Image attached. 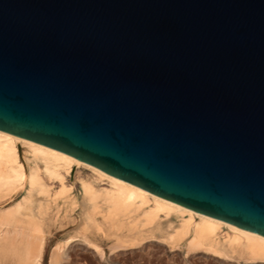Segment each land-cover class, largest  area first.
Returning <instances> with one entry per match:
<instances>
[{"label": "water", "instance_id": "obj_1", "mask_svg": "<svg viewBox=\"0 0 264 264\" xmlns=\"http://www.w3.org/2000/svg\"><path fill=\"white\" fill-rule=\"evenodd\" d=\"M0 132L264 238V0H0Z\"/></svg>", "mask_w": 264, "mask_h": 264}, {"label": "rangeland", "instance_id": "obj_2", "mask_svg": "<svg viewBox=\"0 0 264 264\" xmlns=\"http://www.w3.org/2000/svg\"><path fill=\"white\" fill-rule=\"evenodd\" d=\"M21 146L22 145L17 144L16 149H17V155L19 156L18 161L22 165V167H24L23 168L24 172L28 174L30 171L38 170L42 178V183H44L43 185L45 186L46 189L49 188L48 190L51 192L52 195L43 196V193L39 192L38 190H34L30 192L31 194L30 195L29 193H26L28 192L27 188L20 187L19 185L17 186L16 184L15 186L12 184L13 186L1 187L0 216L1 217L4 216V214H6V210L7 212L10 211V209H13L17 203L23 200V198L25 197L27 198V202H24L25 204L24 203L22 204L21 208L18 210L19 213L16 212L14 217L16 219L17 225L20 224L18 227L27 224L28 223L27 221L31 223L32 220L34 223L38 224L40 230L41 227L45 226L41 230L43 234V235L41 234L43 237V247L40 257V261H41L40 264H50L52 253L56 254L57 252L59 257L57 264H247V263H243L245 261L238 260L237 258L231 259L232 261L230 260L226 261L224 260V258L223 260L214 258L210 254H204L202 253V251L200 252L199 250L197 251L190 250L189 248L186 247V243L188 242L190 236L189 234L180 237L175 243H171L170 241H168L170 236H172L173 233H175V231L180 228L182 216L180 217L179 214H171L169 217L166 218L162 216L156 220L155 223L158 224L152 225L153 227L152 226L144 227L142 224V217H141L142 214H140L141 211L137 209H133L135 207L137 208V206L132 207V209L135 211H133L130 208L129 209L130 212L127 210L124 212H117L116 214L114 213V215L107 213L108 206L106 207V205L103 204L104 202L102 200L99 199L100 201H98V203L97 201H95L94 203H91L92 201H86L88 199H85L86 197L82 195L83 194L82 183L88 182L95 191L102 192L105 189H110V184L108 180H106L105 178H99L95 173H93L88 168L75 167V166H72L69 169L68 171L69 173L62 171V176H63L62 183L59 181L49 180L43 173L42 162L39 159H36L33 156H31L32 154L28 151V149L25 146L24 147ZM62 185H64L69 189V191L66 193L68 195L66 194L61 195L63 198L61 196L54 197V194L60 189ZM38 192L41 193V196L40 194L37 195ZM7 193L10 194L7 195ZM28 196L30 198L29 201H28ZM83 197L84 199L82 200ZM46 199L51 201L49 202ZM64 199L67 200L68 202L65 201ZM70 200L73 203H71ZM40 202H42V204ZM62 203L63 206L61 205ZM100 204L104 205V208L101 205L104 210L100 208L101 207ZM51 205L54 208H52ZM42 206H44L45 208ZM88 207L90 209H88ZM100 209L103 210V211L101 210L102 214L100 213ZM48 211L50 212V215ZM51 214H55V215H51ZM26 215L28 217V220H23L24 217L25 219H27ZM16 216H18L19 218H17ZM40 216L41 218H39ZM46 216H48V218ZM65 216H67V218L68 216L69 217L71 216L70 218L72 219L68 218L70 222L69 220L67 221V218ZM108 216L111 218H114L116 216L115 217L116 219L114 218L115 220H111L113 222L110 223L109 222L110 218ZM21 217L23 218L21 219ZM60 217L64 219L65 222L62 219L60 221L57 220L60 219ZM29 218L32 219L29 220ZM123 219L125 221H123ZM84 220L85 222L88 221L89 224L85 223ZM101 220L103 221V223L100 222ZM43 222H45V224H43ZM65 223L68 226L64 225ZM69 223L70 224L72 223L73 225L72 224L70 225ZM155 225L156 226L159 225L158 227L159 229L156 228ZM91 226L93 230H90L92 229L90 228ZM51 227H53V229ZM1 228L2 227H0V229ZM8 228L12 230V227H8ZM130 228L134 229L135 231L133 230L130 231L131 230ZM5 229L8 230L7 228H2L0 230V233H3L2 231H5ZM46 229L48 232L46 231ZM154 229L156 232L154 231ZM74 233L76 234L74 235ZM228 234H229V230L222 227L219 230L218 240L219 241L221 240L220 242H223L224 238ZM76 236H78L79 238ZM74 237L76 238V240H74L75 239ZM137 237H139V239ZM81 238H83V240ZM80 239L82 241L79 242L78 240ZM132 239L135 241H133ZM66 242H68L69 245L67 244L65 245L66 246L65 247L64 244ZM48 243H50L49 246ZM93 246L95 248H93ZM56 247H57V251H56ZM59 248L61 249L58 250ZM63 248L65 252L63 251ZM54 249L55 251H53ZM56 256L57 255H55L54 257ZM64 256L65 258H63ZM9 259L10 257H4L1 255L0 264H14V262L11 259L10 260Z\"/></svg>", "mask_w": 264, "mask_h": 264}, {"label": "bare ground", "instance_id": "obj_3", "mask_svg": "<svg viewBox=\"0 0 264 264\" xmlns=\"http://www.w3.org/2000/svg\"><path fill=\"white\" fill-rule=\"evenodd\" d=\"M17 144L22 145L23 147L25 146L28 149V151L32 154L31 156H33L36 159H39L42 162L43 173L49 180L59 181L62 183L63 182L62 171H65L67 173L72 166L88 168L93 173H95L99 178H105L106 180H108V182L110 184V189H105L102 192L101 191L100 192L95 191L93 189V187L88 182H83L82 183V192H83L82 195L86 197L85 199H88L86 201H92L91 203H94L95 201H97V203H98V201L102 200L104 202L103 204L106 205V207L108 206L107 213H110L111 215L112 214L114 215V213L116 214L117 212H124L127 210L130 212V210H129L130 208L132 209V207L137 206V208L135 207L133 209H137V210H140L142 212V213L140 212V214H142L141 217H142L143 226L144 227H150L154 224H158L155 222L157 219H159L162 216H164V218H166V217H169L171 214H179L180 217L182 216V221L180 224V228L177 229L175 231V233H173L172 236H170L168 241H170L171 243H175L180 237L189 234L190 236H189L188 242L186 243V247L189 248L190 250H194V251L199 250L200 252L202 251V253H204V254H210L214 258H218V259H222V260L224 258V260H226V261H228V260L232 261L231 259L237 258L238 260L245 261L243 263H247V264H264V238L263 237H260V236L254 235L252 233L246 232L244 230L238 229V228L233 227L231 225H228V224H225L222 222H218L216 220L210 219V218L203 216L201 214L186 210V209L179 207L175 204H172V203L167 202L165 200H162L158 197H155L151 194H148L144 191H141L135 187H132L126 183H123L119 180H116L112 177H109L106 174H104V173H102V172H100V171H98V170H96V169H94V168H92L86 164H83V163H81V162H79L73 158L67 157V156L62 155L58 152H54V151H51V150L46 149L44 147H41L34 142H31V141H28L25 139H21V138H18V137H15V136H12L10 134L3 133V132H0V188L13 186V185L15 186V184H16L17 186L19 185L20 187L27 188L28 192H26V193H29V194H30V192H32L34 190H38L39 192L43 193V196H46V195L51 196L52 195L51 192L48 190L49 188L46 189L45 186L43 185L44 183H42V178H41L38 170L30 171L28 174H26L24 172V170H23L24 167H22V165L18 161L19 156L17 155V149H16ZM26 163H27V161H26ZM79 172H81V171H79ZM68 191H69V189L67 187H65L64 185H62L60 187V189L54 194V197L66 194ZM39 192H38V194L37 193L36 194L37 195L40 194V196H41V193H39ZM44 193H45V195H44ZM8 194H10V193H7V195ZM66 195H68V194H66ZM29 199L30 198L28 196V201H29ZM83 199H84V197L82 198V200ZM46 200H48V199H46ZM58 200H59V198H58ZM64 200H62V201H64ZM48 201L50 202L51 200H48ZM65 201H67V200H65ZM24 202H27L26 197L23 198V200L21 202L17 203L13 209H10V211L7 212V210H6V214H4V216H2V217L0 216V227L8 229V230L5 229V231H2L3 233H0V258H1V255L4 257H10V259L14 262V264H40V262H41L40 257H41L42 247H43V237H42L43 234H42L41 230L45 226L41 227V230H40V227L38 226V224L34 223L32 220L33 223L31 221H30L31 223H29V221H27L28 222L27 224L22 225L21 227H18L20 224L17 225L16 219L14 216H15L16 212L19 213L18 210L21 208V206ZM40 203L42 204V202H40ZM71 203H73V202L71 201ZM61 205L63 206V203ZM101 205L102 204H100V206ZM104 205H102L103 208H104ZM102 206L100 208H102ZM42 207H44V206H42ZM51 207H52V205H51ZM52 208H54V207H52ZM88 209H90V208L88 207ZM102 209H100V213H101ZM133 211H135V210H133ZM55 212H56V210H55ZM136 212H134V213H136ZM55 214H51V215H55ZM49 215H50V212H49ZM84 215H85V213H84ZM23 216H25V215H23ZM48 216H46V217L48 218ZM16 217L19 218L18 216H16ZM50 217H52V216H50ZM61 217H60V219H57V220L60 221L62 219ZM65 217L67 218V216H65ZM70 217L68 216V218H70ZM139 217H140V215H139ZM22 218L23 217H21V219ZM26 218L27 219H25V217H24L23 220H28L27 215H26ZM39 218H41V216ZM68 218H67V221L69 220ZM109 218H110V221H109L110 223L113 222L111 220L116 219V218L114 219L111 217H109ZM31 219L29 218V220H31ZM70 219H72V218H70ZM84 219H85V217H84ZM39 220H41V219H39ZM62 220H64V219H62ZM43 221H44V219H43ZM123 221H125V220L123 219ZM64 222H65V220H64ZM69 222H70V220H69ZM84 222H85V220H84ZM100 222L103 223L102 220ZM19 223H21V222H19ZM54 223H55V221H54ZM72 223H75V222H72ZM85 223L89 224L88 221ZM115 223H117V222H115ZM43 224H45V222H43ZM62 224H63V222H62ZM67 224H68V222H67ZM64 225H66V223ZM60 226H61V224H60ZM66 226H68V225H66ZM8 227H12V230H10ZM158 227H159V225L156 226V228H158ZM222 227L229 230V234L224 238L223 242H220L221 240L220 241L218 240V236H219V230ZM51 228L53 229V227H51ZM90 228H92V226ZM90 230H93V228ZM132 230L135 231L134 229H131L130 231H132ZM139 230H141V229H139ZM46 231H47V229H46ZM154 231H155V229H154ZM75 234L76 233H74V235ZM74 235H71V236H74ZM76 237H78V236H76ZM137 238L139 239V237H137ZM81 239L83 240V238H81ZM81 239L78 241L79 242L82 241ZM74 240H76V238ZM133 241H135V240H133ZM137 242H139V241H137ZM49 244L50 243H48V246H49ZM57 244H56V246H57ZM67 244H68V242H66L64 244V246ZM85 245H87V244H85ZM64 248H63V251H64ZM93 248H95V247L93 246ZM60 249L61 248H59L58 250H60ZM109 250H110V248H109ZM53 251H55V249ZM56 251H57V247H56ZM113 251H115V250H113ZM57 253L56 254L52 253V257L50 259V264H57L58 263L59 257H58ZM55 255H57V256L54 257ZM63 258H65V256Z\"/></svg>", "mask_w": 264, "mask_h": 264}]
</instances>
